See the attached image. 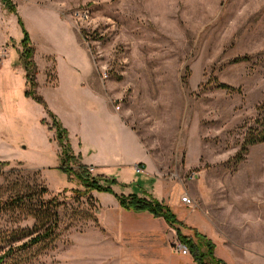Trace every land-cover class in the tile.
<instances>
[{
  "label": "rangeland",
  "instance_id": "1",
  "mask_svg": "<svg viewBox=\"0 0 264 264\" xmlns=\"http://www.w3.org/2000/svg\"><path fill=\"white\" fill-rule=\"evenodd\" d=\"M13 2L43 71L94 64L104 86L117 93L113 101L148 158L136 166L134 191L117 184L114 192L169 206L186 226L182 234L195 239L199 231L227 264H264V144L241 152L245 126L264 105V0ZM84 8L91 14L86 24L74 16ZM54 15L69 18L77 34L62 32ZM23 39L17 16L0 1V64L24 65L18 48ZM7 86L0 78V101ZM47 122L52 124L49 116ZM4 143L0 134V159L11 156ZM20 156L36 162L35 152ZM69 179L68 188L53 191L41 171L0 161V202L29 193L32 205L53 199L60 204L55 238L6 264H120L117 226H102L104 216L113 224L112 197L96 191L79 197L76 191L85 188ZM36 225L27 209L0 214V228L33 234L16 246L36 235ZM170 236L168 247L181 255L173 227Z\"/></svg>",
  "mask_w": 264,
  "mask_h": 264
},
{
  "label": "crops",
  "instance_id": "2",
  "mask_svg": "<svg viewBox=\"0 0 264 264\" xmlns=\"http://www.w3.org/2000/svg\"><path fill=\"white\" fill-rule=\"evenodd\" d=\"M54 16L60 22L62 32L71 30L77 34L69 18ZM18 48L21 52V47ZM36 62L37 92L68 130L75 154L98 175L114 178L118 187L124 185L134 191L138 180L136 166L144 162L148 154L127 125L124 112L116 109L112 97L117 93L104 86L94 64H67L66 69L57 64L55 72H51V67L45 71L41 69L37 55ZM0 78L8 84L0 101V134L11 153L9 158L0 161L20 162L41 171L53 191L68 188L71 184L69 176L60 170L61 148L55 140L56 132L43 124L48 119L47 111L26 96L29 84L25 66L0 64ZM23 151L36 153L34 165L21 160ZM133 194L136 193L130 195ZM104 195L112 197L113 206L108 216L113 224L104 216L102 226H117L120 264H197L194 258L191 261L188 256L177 255L168 247L167 242L172 236L167 238V229L172 227L164 219L149 213L125 211L114 195ZM249 219L253 222L251 215ZM246 223L248 220L231 226Z\"/></svg>",
  "mask_w": 264,
  "mask_h": 264
},
{
  "label": "trees",
  "instance_id": "3",
  "mask_svg": "<svg viewBox=\"0 0 264 264\" xmlns=\"http://www.w3.org/2000/svg\"><path fill=\"white\" fill-rule=\"evenodd\" d=\"M6 7L10 14L16 15L18 18V24L20 25L24 39L22 41V59L27 72V81L29 84V90L26 92V96L32 98L37 103L42 105L47 111L48 116L52 120V124H49L47 120L43 121V124L47 125L50 130L56 132V141L61 148V166L60 170L67 174L71 179L75 178L85 188V191H76L79 197H88L92 192L111 194L116 197L120 206L125 211H133L137 213H149L155 218H162L165 222L177 230L179 242L185 245L190 255L194 258L197 264H227L223 260L218 259L215 255L216 245L213 241L206 238L199 231L194 230L195 239L182 234L181 229L186 226L181 223L177 215L172 208L156 199L141 198L137 194L125 196L118 195L114 192L113 187L118 184L115 179L104 178L103 176H94L90 172V168L83 164L82 158H77L73 153V149L70 142L69 132L64 128L58 117L49 110L44 98L41 97L38 92V66L36 63V49L32 44V39L29 32L22 20L18 15L17 6L13 0H0ZM220 89L229 90L230 86L221 84ZM245 126L246 133L244 143L241 148V152L248 153L250 148L264 144V105L258 109V116L255 120ZM101 179L104 180L102 184ZM49 190H45L48 193ZM35 200L29 195V193L21 195V197L8 200L6 202H0V214L15 211V210H29V214L36 221L35 230L36 235L24 242L20 246L15 244L24 238L31 237L27 235V232H22L21 236L18 232L11 231L7 228H0V264H6L9 258L14 256L18 252L25 251L38 247L48 241L55 238L60 228V204L57 200L53 199L49 202H38L32 205ZM181 225V226H176ZM180 227V228H176Z\"/></svg>",
  "mask_w": 264,
  "mask_h": 264
},
{
  "label": "built area",
  "instance_id": "4",
  "mask_svg": "<svg viewBox=\"0 0 264 264\" xmlns=\"http://www.w3.org/2000/svg\"><path fill=\"white\" fill-rule=\"evenodd\" d=\"M74 16H75V20L79 23H82V24L88 23L90 18H91V14H87V8H84L82 10L75 12ZM105 74H106V71H104V74H103L104 79H105ZM116 109L120 110L121 106H117ZM184 201L188 202V199L185 198ZM177 251L183 256H189L190 255L188 248L181 243L177 245Z\"/></svg>",
  "mask_w": 264,
  "mask_h": 264
}]
</instances>
